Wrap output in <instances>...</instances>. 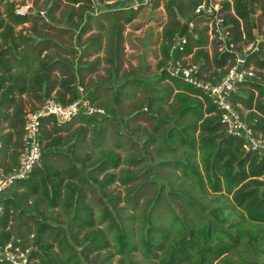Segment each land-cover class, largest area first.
I'll return each mask as SVG.
<instances>
[{
	"label": "trees",
	"instance_id": "16d2710c",
	"mask_svg": "<svg viewBox=\"0 0 264 264\" xmlns=\"http://www.w3.org/2000/svg\"><path fill=\"white\" fill-rule=\"evenodd\" d=\"M209 1L165 2L169 20L160 45L162 71L158 82L163 85L157 90L154 84L138 76L131 80L117 79L118 15L127 14L125 23L130 24L136 12L103 9L98 13L91 0H65L71 8L78 5L81 11L79 22L68 23V27L79 28L94 17L108 16L114 22L108 45L110 56L105 61L114 69L112 81L107 83L115 85L105 89L109 94L102 101L99 86L86 94L80 91L83 74L95 71L99 58L82 62L73 56L67 62L58 56L50 55L45 60L40 52L28 53L29 44L34 48L41 44H34V40L16 28L42 20L40 11L20 16L15 2L0 0V121L3 119L7 125L1 131L0 157L7 170L18 165L22 149L27 114L22 105L24 95L38 99L39 106L48 98L69 105L86 96L85 101L93 109L103 112V118H99L82 111L63 125L52 119L45 121L41 162L27 181L16 185L22 191L12 188L0 197L4 205L0 218L1 249L10 242L22 251L31 247V259L36 264H264V157L245 152L244 141L227 133L211 100L171 77L166 70L168 62L197 66L201 79L217 83L235 64L236 56L242 54V45L255 43L253 8L264 10V0H260L259 6H255L256 0H231L224 2L217 14L198 13L199 7ZM216 15L223 20L222 29L230 33L226 41L233 45L231 52L226 47L220 50L219 46L211 54L207 50L211 43L208 27H190L195 18L209 20ZM182 19L189 25L184 44L178 39L184 26ZM91 41L99 45L96 39ZM23 43L25 50H21ZM259 45L258 53L243 57L246 65L252 61L264 70V41ZM177 46L180 49L175 50ZM190 56L193 62L187 65L183 58ZM57 66L68 75L59 84L52 77ZM259 77L261 80L241 84L232 102L252 130L264 138V75ZM57 86L59 90L52 96ZM138 92L144 98H139L141 102L130 111L127 122L146 111L155 125L150 131L138 128L130 134L143 139L142 150L159 159V167L169 169V197L181 198L186 203L183 211L172 204L164 211H160L158 204L150 209L145 202L140 204L132 193L153 182L129 168L140 166L142 156L122 158L116 150L124 151L128 147L120 142L112 148L103 147L109 124L118 128L119 139L126 134V127L119 122L125 117L118 107L126 99H134ZM161 105L167 106L168 113H164ZM76 120L93 127L94 138L90 143L85 139L86 127H74ZM133 145L140 148L136 141ZM121 165L127 168H120ZM136 182L133 192L124 197L110 193V187L116 183L128 191ZM176 184L182 188L176 190ZM163 191L164 187L158 191L156 200L148 203L156 202ZM90 192L100 193L99 203L104 207L100 216L88 201ZM121 203H126V207L121 208ZM47 210H58L59 216L52 218ZM114 212L119 216L118 221ZM163 217L166 224L159 223ZM21 227L28 232L25 239L18 236ZM117 256L118 260L113 262Z\"/></svg>",
	"mask_w": 264,
	"mask_h": 264
},
{
	"label": "rangeland",
	"instance_id": "374dc122",
	"mask_svg": "<svg viewBox=\"0 0 264 264\" xmlns=\"http://www.w3.org/2000/svg\"><path fill=\"white\" fill-rule=\"evenodd\" d=\"M11 2H15L16 6V13L22 9L26 8L28 10L27 13H33L36 10H39V16L42 20H39L35 23L30 22L29 24H25L23 26L17 27V32H22L23 36L31 38L35 41L34 44L40 43V46L36 48L28 45V53L29 52H40V57L44 58L45 60L48 59V56H58L62 61H71L73 56L76 58H80L82 62H93L99 58L97 61L96 69L93 72H86L83 74L80 82H83L84 85L80 88L81 92H86L89 90H93L96 86H99L98 95L100 100H104L109 91L105 90L108 86L115 85L114 83H110L108 85L107 82L112 81L111 73L113 72V68L110 64H108L105 60L109 58V42L112 40V33H113V25L114 22L110 20V17H99V18H92L88 23L85 21L79 28H72L68 27V23L77 24L79 22V6H75L73 8L70 7V4L66 3L65 0H10ZM168 0H158L155 4L152 2L148 6L140 8L136 13H134V19L130 24L125 23V18L127 14H120L118 15L119 27H120V43H119V58H118V74L117 79H128L137 76L147 82L154 84L157 90L161 89L163 83H159L158 80L160 79L161 71L159 68L160 60L162 56L160 54V45L162 44L163 40V29L167 25L169 20L168 12L166 11L164 4ZM213 7L218 6L219 11L221 10L222 4L226 1L231 0H210ZM260 5V0H256L255 6ZM253 26H254V34H255V43L249 45H242V54H238L237 56H245L248 53H258L260 42L264 41V10L261 8H253ZM102 11V10H99ZM98 11V13H99ZM208 13V12H206ZM95 14V13H94ZM209 14V13H208ZM50 15V18L48 17ZM98 15V14H97ZM220 18V17H219ZM191 19V16H190ZM192 21V19H191ZM181 22L185 25L187 24L186 20H181ZM193 24L190 27L203 28L208 27V34L210 36V45L207 47V50L212 54L223 48V42L220 43L218 37L216 38L215 32V18L207 19V18H195ZM188 25V24H187ZM33 26H36L35 28ZM189 26V25H188ZM86 27V28H84ZM45 36L46 38H43ZM96 39L99 45H95L92 43L91 40ZM225 39V38H224ZM79 41V42H78ZM218 43V46L215 44ZM80 44V46L78 45ZM26 44L23 43L21 50H25ZM98 50V52H97ZM230 52V50H229ZM236 56V57H237ZM78 61V60H77ZM76 61V62H77ZM183 61L186 62L187 65H192V57H185ZM11 64H15L11 61ZM249 68H253L256 73V79H260V75H264V70H260L256 67L255 62H250L247 64ZM77 65H75V68ZM68 76L65 74V70L60 68L59 66L55 67L52 71V77L59 84V82ZM130 78V79H129ZM114 81V80H113ZM166 83V82H164ZM59 90V86L56 87L52 96H55L56 92ZM84 94V95H85ZM84 97V96H83ZM82 97V98H83ZM23 107L25 112H31L33 108H37L40 105V101L33 97H28V95H24L23 97ZM86 96L84 97V99ZM140 99L144 98V95L141 92L136 94L134 99H126L124 103L118 107V112L122 113L125 118H120L119 122L123 123L126 127L125 135L122 139H119L116 131L118 130L117 127L109 124L106 127L105 132V139L106 143H104V148H112L117 142L121 144H126V150L120 151L116 150L122 158H126L129 155H141L143 158L142 163L140 166L130 167L129 169L134 172H139V174L144 178L148 177L149 180L153 182V184H146L136 193V200L140 201V204L143 202L146 203L148 209H150L155 204L160 206V211L167 210L169 204H172L175 208H179L180 210H184L186 203L179 197H174L172 200L169 197V185L167 177L169 176V169L168 168H161L159 167V159H155L154 157H150L147 155V152H144L142 149L144 147L143 139H140L138 136L132 137L130 134L131 131L140 129L151 130L155 123L152 119H150L144 111V113L137 118L134 119L132 122H127L129 119V113L133 108H135ZM100 101V103L102 102ZM164 113H168L167 106L161 105ZM12 109H8V112H11ZM103 114V113H102ZM186 120V119H185ZM6 122L1 119L0 121V130L4 131L6 128ZM80 126L86 127L85 139L87 142L94 138V130L93 127H88L85 123L80 124L77 120L74 123V127L78 128ZM74 128V129H75ZM2 131V132H3ZM261 137V135H259ZM133 141H136L140 148L133 145ZM145 156H148L146 159ZM126 165H121L120 168H124ZM149 171V173H148ZM118 172V170L116 171ZM180 174V173H178ZM171 175V173H170ZM137 182L132 185L129 190H125L123 185L118 183L112 185L110 187V193L115 195H121L124 197L127 193L131 194L133 189L136 187ZM187 184H190L188 181ZM164 187V191L160 195L159 199L154 203L153 202L157 198V193L160 189ZM176 190H180L182 187L181 185H175ZM16 192L22 191V187L15 186L13 188ZM95 192V191H94ZM90 192L88 194V201L95 208V214L97 216L102 215L104 207L99 203L100 193L97 192L94 194ZM126 203H121L120 207H126ZM173 207V208H174ZM111 208V206H110ZM111 210H113L111 208ZM130 212V211H129ZM48 215L52 218H57V213L59 214L58 210L50 211L47 210ZM99 213V214H98ZM114 217L118 221L119 216L114 212ZM51 222V221H50ZM160 224H166L165 217H163L160 221ZM136 225V222H134ZM31 227V226H29ZM18 236L22 237L23 239L26 238L28 232H26L25 227H21L18 231ZM30 238H32L30 236ZM30 252L31 247L27 248ZM80 251V249H78ZM112 251L113 248H110ZM137 259L140 258V254L137 252L135 253ZM118 256L114 259L113 262L118 260ZM92 260V259H90ZM34 264L37 263L36 260H33ZM84 261V260H83Z\"/></svg>",
	"mask_w": 264,
	"mask_h": 264
},
{
	"label": "built area",
	"instance_id": "2783aa9c",
	"mask_svg": "<svg viewBox=\"0 0 264 264\" xmlns=\"http://www.w3.org/2000/svg\"><path fill=\"white\" fill-rule=\"evenodd\" d=\"M153 0H91L93 7L97 12L108 9L109 11H138L143 6H148ZM28 10L20 9L17 14L24 16ZM217 14L218 6L213 7L211 1L204 4L197 10ZM215 18L216 38L223 42V48L232 50L233 45H229L226 37L229 31L223 30V20L217 15ZM225 38V39H224ZM184 39V38H183ZM180 40L184 44V40ZM180 49L177 46L175 50ZM168 74L182 80L193 89L205 94L216 107L221 115L222 124L227 133L232 137L244 141L243 149L245 152H254L264 157V138L257 135L252 128L245 122L242 115L236 109L232 102V96L237 93L239 86L248 81L256 79V73L253 68L246 65V59L243 56H237L235 64L228 70L227 74L217 83L201 79L197 66H184L181 62H168L166 64ZM94 114L103 113L101 110L93 109L84 98L69 105H63L53 98L45 99L41 106L34 112H28L25 117L22 137V149L19 156L18 165L7 170L0 157V197L14 188L20 182L27 181L35 167L41 162L43 156V145L41 135L43 125L47 119H52L57 125H63L71 122L80 112ZM2 150L1 130H0V152ZM4 213V205L0 202V218ZM9 264H34L29 250L22 251L19 246H14L12 242L0 248V264L3 262Z\"/></svg>",
	"mask_w": 264,
	"mask_h": 264
},
{
	"label": "water",
	"instance_id": "95a60500",
	"mask_svg": "<svg viewBox=\"0 0 264 264\" xmlns=\"http://www.w3.org/2000/svg\"><path fill=\"white\" fill-rule=\"evenodd\" d=\"M188 29H189V26H188L187 24H185V25L183 26L182 31H181L180 34L178 35V39L182 40V39L185 37V35H186ZM92 115H93L94 117L103 118V114L100 113V112H95V113L92 114Z\"/></svg>",
	"mask_w": 264,
	"mask_h": 264
}]
</instances>
